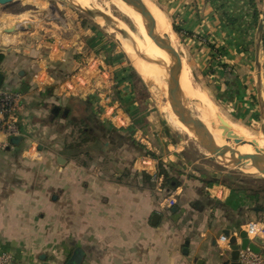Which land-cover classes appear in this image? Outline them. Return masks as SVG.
Listing matches in <instances>:
<instances>
[{"label": "crops", "instance_id": "obj_1", "mask_svg": "<svg viewBox=\"0 0 264 264\" xmlns=\"http://www.w3.org/2000/svg\"><path fill=\"white\" fill-rule=\"evenodd\" d=\"M141 2L175 25L190 65L199 70L198 78H204L202 86L212 99L196 86L195 90L207 96L217 118L243 127L259 123L256 133L264 139V0ZM8 26L0 27V85L23 95L19 144L0 151V252L12 257L11 264H222L229 251L220 253L221 234L228 232L240 243L243 224L264 223V193L225 185L215 199L205 196L202 188H192L184 197V188L178 204L160 209L154 187L145 179L141 184L138 173L134 175L130 156L85 164L57 154L56 171L46 177L48 153L53 150L44 158L37 136L55 127L40 126L37 115L49 105L61 103L51 108L52 113L61 111V121L71 124V117H82L90 141L104 140L112 147L114 134L109 122L96 113L91 97L61 93V83L80 57L71 54L70 43L55 49L51 42L46 51L35 34L4 32ZM76 27L83 36L90 33L86 43L98 51L100 60L116 66L115 96L129 112L136 104L131 70L112 42L90 27L79 23ZM186 72L190 74L189 68ZM34 153L36 157L29 156ZM215 184L204 189L219 188ZM39 207L48 208L51 216L33 215ZM31 221L37 225L29 226ZM75 253L79 259L72 263Z\"/></svg>", "mask_w": 264, "mask_h": 264}, {"label": "rangeland", "instance_id": "obj_2", "mask_svg": "<svg viewBox=\"0 0 264 264\" xmlns=\"http://www.w3.org/2000/svg\"><path fill=\"white\" fill-rule=\"evenodd\" d=\"M90 1L93 5L98 7L97 9H99L102 14L106 13L112 20L103 22L100 19L88 15L79 8H86L87 6L79 5L76 0L75 3L71 0H14L6 4H0V27L5 25L14 26L13 24H31L33 29L29 32H25V35L35 34V37L39 38L37 42L40 44V48L48 51L52 47L50 43H54L56 40H59V42L55 43V49L65 48V44L70 43V47L68 48L71 50V54L80 56L76 58L77 62L81 60L82 54L87 53L89 57L98 52L91 44L88 45L86 43L88 42L87 36L90 33L83 36L82 31L78 30L76 26L79 23L83 28L90 27L92 31H97V34H100L101 37L103 36L107 41L112 42L114 49L118 52V55L122 57L124 63L127 64L131 72L133 73L135 71L139 76L137 77V75H135V77L132 78V85H134L133 91H135L134 99L136 100L135 106L129 109L128 112V106L126 104L122 106L118 101V105H120L125 112H128V124L126 123V126L120 127L109 123L111 125L110 127H112L110 134H114L110 137L114 142L112 147L105 144L104 140L90 141V136H88V141L85 140L87 135L81 134L80 124H70L66 119L61 121V117L63 116L61 111L56 113H52L51 111L53 105L61 104L59 101H57L58 104L53 103L51 107L49 105L44 113H38L37 117L42 121L38 123L40 126L42 123H47L45 124V127H47L53 123L55 127V130L49 131L47 134L40 131L39 136H37V140L44 145L45 153L42 154L44 158L47 157L46 152L53 150L48 153L50 167L45 165L44 175H49L48 178H51V176L53 177L52 173H55L58 166L57 160L55 159L57 154H65L75 159L78 163L85 164L90 161L112 160L113 158L119 160L120 158H126L125 156H128V158L130 156L129 160H131V164H135V166L139 168H143L144 166L142 164L139 165V160L143 156H149L155 159L159 174H161L162 168H166L169 175L175 176L180 182V187L177 186L174 189H168L167 185L164 184L162 176L160 184L158 185L159 187H156V183L149 177V173L137 167L133 168L134 175L138 173L137 175L140 176L141 184L142 180L145 179L152 188L154 187L153 189L156 192L158 205L160 201L169 195H172L176 200L175 204H178V196L183 194L184 188L185 190L187 189L186 191L184 190V197H187L190 189L202 188L203 192H205V196L211 194V197H209L214 199L215 192L219 191L216 190L217 186L221 188L222 185H225L227 188H230V190L249 188L264 189V175H262L259 170L255 173H249L236 166L238 162L240 163L242 160L246 161L241 159L238 154H233V152L230 153V151L228 153V150L223 151L217 148L215 143L198 140L186 132L185 125L174 115L175 113L172 110L169 102L170 85L168 79L164 77L165 75L163 72L161 76L160 74L155 75L156 79L161 77V85L151 84L150 86L140 76L141 74L134 66L135 61H133V56L139 59L142 58L145 62H149V57L140 49V45L144 47H146V45L139 31V22L128 10V7L133 9L129 0L125 2H123V0ZM163 22L167 31V33H165L167 44L169 43L172 48H175L180 55L182 68L184 69L181 70L183 74L187 76V80L184 81L183 85L184 90H186L183 96L184 103L189 113L198 121L199 115H202V110L200 108L201 106H199L200 95H198V90H195L196 88L194 86L206 92L210 99H212V97L206 88L202 86V84H204V78H198L200 74L199 70L190 65V58L186 56L184 47L181 44L182 42L174 32L175 29H173L172 26L174 24H168L165 18H163ZM116 24L127 32L130 41L126 43L121 39L117 34ZM157 27L159 28L158 24ZM171 47L170 49L173 51ZM72 58L71 55V59ZM67 64L69 65V63ZM66 65L63 67H67ZM187 66L190 70V74L186 72V69H188ZM4 87L5 85L2 86V88ZM82 95L84 98L90 97V95H85V93ZM93 106L96 113L99 114L97 106L95 104H93ZM218 112L226 118L219 108ZM172 118H176V121L180 122V126L174 124ZM226 119L222 120L226 123L227 131H231L235 133V135L246 131L261 137L259 133H256L257 130L261 128V124L257 123L255 124L256 126L244 125L249 129L248 130ZM222 120L215 119V122H213V125L218 124L216 127H219L221 131H223L222 127L224 126ZM199 124H201L199 128L206 127L202 120L199 121ZM111 151H113V153H111ZM148 152H150V154ZM29 156L36 157V154H29ZM211 180L216 182V189H204L206 186L210 187ZM219 194H221V192ZM47 202H50V200L48 199ZM211 203L213 204L214 201L211 200ZM169 208L170 207L167 206L160 207V209L163 210H168ZM41 209L42 208L39 207L38 212H34L33 215L38 213L45 216L47 215L48 217L51 216V212H48V208ZM28 225L35 227L37 222L31 221ZM252 241L254 243L257 242V245H263L257 238L252 239Z\"/></svg>", "mask_w": 264, "mask_h": 264}, {"label": "built area", "instance_id": "obj_3", "mask_svg": "<svg viewBox=\"0 0 264 264\" xmlns=\"http://www.w3.org/2000/svg\"><path fill=\"white\" fill-rule=\"evenodd\" d=\"M58 39V38H57ZM56 43V41L54 42ZM264 45V39L262 40ZM79 53V52H78ZM82 53V52H80ZM82 58L78 61L72 73L61 83V93L63 94H84L90 95L97 106L99 115L111 125L120 127L126 126L129 122L128 114L118 105V98L115 96V89L118 81L115 73L116 66L108 63L100 56L82 54ZM36 75V74H35ZM34 83L40 85L39 80ZM0 85V151L12 146L11 138L20 136L21 134V108H22V92L8 86L2 88ZM118 123V124H117ZM139 165H144V171H147L152 181L159 187L162 175L157 171V164L154 158L143 156L139 160ZM137 164V162H136ZM149 165V166H145ZM215 196H219L221 188H217ZM215 190V191H216ZM172 195L164 198L159 202L160 207H171L175 204ZM242 229L246 232L249 240L257 238L261 240L263 245L260 252L256 253L248 247L240 249L238 262L239 264H264V223L260 221H247L242 225ZM220 253L230 250L229 236L221 234L217 241ZM12 257L0 252V264H11ZM24 264H33L25 262Z\"/></svg>", "mask_w": 264, "mask_h": 264}, {"label": "bare ground", "instance_id": "obj_4", "mask_svg": "<svg viewBox=\"0 0 264 264\" xmlns=\"http://www.w3.org/2000/svg\"><path fill=\"white\" fill-rule=\"evenodd\" d=\"M71 1L73 3H75V0H71ZM125 1L126 0H123V2H125ZM136 1L141 7L147 8L141 2V0H136ZM76 2L79 5L87 6L84 9H88V10H91L93 12L102 14L101 11L99 9H97L98 7L96 5H93V3L90 0H76ZM148 7H149V10L151 12V15L153 16L152 18H149V17L147 18V17L141 15L140 12H138L135 7H133L134 10L130 9V7H128L129 9L127 8L129 10V12L132 14V16L139 22V26H140L139 31H140L141 35L143 36V40H144L145 45H146V47L140 45V49L149 57V62H145V61H143L144 59L143 60H142V58L139 59L136 56H133L134 60L133 59L132 60L135 61V64H134L135 68L139 71V73L141 74L140 76L143 78V80L147 84H149L150 86H151V84L161 85V80H162L161 77L159 79H156L155 75L160 74V76H161V74L163 72V74L165 75L164 77H166L168 79L169 74H170V68H171L172 62H173L172 60H173L174 53H173V51H171V49H170L171 46L169 45V43L167 44V41H166L167 39L165 38V35H166L165 33H167V31H166L165 24L163 22L162 13L159 12L155 7H152L150 5H148ZM100 14L97 15V17H96L97 19H100L103 22H108L109 20H112L109 17V15H107L106 13H105L106 16L109 17V18H107L108 21L104 20V18L100 17ZM154 23H155V26H154ZM156 23L159 25V28L157 27ZM153 27H154L155 33L158 35L157 44H155L154 41L149 36L153 30ZM116 29H117V34L121 37V39L124 42L127 43L128 41H130V37L127 34V32H125L117 24H116ZM119 30H122L124 32V34L119 32ZM172 50H173V48H172ZM182 70L179 71V74H178L179 95L181 98V104L183 105V107L185 109L188 110V108H187V106L183 100L184 91H186V90H184L183 85H184V81L187 80V76L185 74H183ZM190 88H192V87H190ZM187 93H188V91H187ZM199 95H201V94H199ZM199 97H200L199 98V106H201L200 108L202 110V115L201 114L199 115V119L196 116L198 121L193 117L191 120V122H192L191 125L194 126L196 129H198L199 131H204V132L210 131L213 138L200 139L197 136V134L191 128H189L188 126H186L183 123L186 127V129H185L186 132L198 140L215 143L217 145V148H219L223 151L228 150L227 151L228 153L230 151V153L233 152V154H238L241 159H243L242 154H248L249 152L254 154V155L261 156V161L259 164L251 163V162H247V161L242 160V162L240 161V163L238 162V164L236 165V166H238V168H240L246 172H249V173H255L258 170L261 172L260 167L264 166V139L262 138V136L260 137V136L248 133L246 131L239 133L237 136L240 139L247 141L249 143V145H247V144H241V142H237L233 138H228L225 135L224 136L221 135L220 128L216 127V125H218V124H216V125L214 124L215 126L213 125V122H215V119L216 120L218 119L215 112H214V107L212 106L211 102L209 101V99L207 98L206 95L202 94ZM176 118L175 119L172 118V120H173L174 124H178L180 126V124H179L180 122H177ZM200 120H202L204 122L206 127L199 128V125H201V124H199ZM205 121H206V123H205ZM230 160H231V158H230ZM261 174L264 175V173H262V172H261Z\"/></svg>", "mask_w": 264, "mask_h": 264}, {"label": "water", "instance_id": "obj_5", "mask_svg": "<svg viewBox=\"0 0 264 264\" xmlns=\"http://www.w3.org/2000/svg\"><path fill=\"white\" fill-rule=\"evenodd\" d=\"M11 1L14 0H0V4H6L9 3ZM130 5H132L133 7H135L137 9L138 12H140L141 15L145 16V17H149L152 18L151 13L149 12V10L147 8H143L141 7L136 0H129ZM82 11L86 12L88 15L92 16V17H97L98 14L100 13H96L93 12L91 10L88 9H84L79 7ZM100 17L104 18V20H107V18H109L108 16H106V14H100ZM108 21V20H107ZM111 21V20H109ZM108 21V22H109ZM262 25V24H261ZM155 26V23H154ZM33 29V26L30 24L28 25H14V26H8L5 27L3 29L4 32H19V33H25V32H29ZM121 33L124 34V32L122 30H119ZM150 38L154 41L155 44H157L158 42V35L155 33L154 31V27L152 32L150 33ZM173 52H174V56H173V62H172V66L170 68V74L168 77V83L170 85V90H169V102L171 104L172 110L175 113V115L189 128H191L200 139H209V138H213L211 133L209 131H199L198 129H196L194 126H192V118L193 116L189 113V111L187 109H185L183 107V105L181 104V98L179 95V88H178V74L179 71L181 69V65H182V60L180 55L178 54V52L176 51L175 48H173ZM22 73V72H20ZM2 79H3V74L0 72V84L2 83ZM26 86H23L21 89L25 90ZM56 109H58L56 107ZM67 110H64V113H66ZM222 123H224V126L222 127L221 131V135H225L228 138H233L235 141L237 142H241V144H247L249 145V143L247 141H244L243 139H240L237 135H235L233 132L231 131H227V127H226V123L222 120ZM20 136H16L11 138V142L15 145L19 144L20 141ZM242 158L244 160H246L247 162H251V163H257L259 164L261 161V156L259 155H254L252 153H248V154H242ZM261 172L264 173V166L260 167ZM154 218H157V215L154 216ZM225 235H228V232L225 233ZM238 237L240 238V243H236V236H229V242H230V250H229V254L227 256V258H225V260L223 261L222 264H239L238 262V256H239V251L240 249H245L246 247H248L250 250L258 253L260 252V247L255 244L253 241L249 240L246 232L242 229L239 231L238 233ZM264 255V253H263ZM79 259V254H74L72 256L71 262H76Z\"/></svg>", "mask_w": 264, "mask_h": 264}, {"label": "trees", "instance_id": "obj_6", "mask_svg": "<svg viewBox=\"0 0 264 264\" xmlns=\"http://www.w3.org/2000/svg\"><path fill=\"white\" fill-rule=\"evenodd\" d=\"M173 29L176 30V27L174 25H173ZM262 39H264V37ZM2 58H3V56H2V54H0V61H1ZM131 74H132L131 75L132 77H135V75H137V73L135 71L133 73H131ZM137 77H139V76L137 75ZM70 121H71V124H75V125L80 124L81 125V127H80L81 134L87 135V137H85V140H88L89 139L88 138L89 130H87V128H85L86 124L84 123L82 117L77 118V120L74 119L73 117H71ZM148 153L150 154V152H148ZM161 174L163 175L164 184L167 185L168 189H174V188H176L177 186L180 185L179 180L175 176L169 175V173L166 170V168H162L161 169ZM212 182H213V180H211V183ZM246 190H249L252 193H254L256 191L264 193V189H260V188H258V189L249 188V189H246Z\"/></svg>", "mask_w": 264, "mask_h": 264}]
</instances>
